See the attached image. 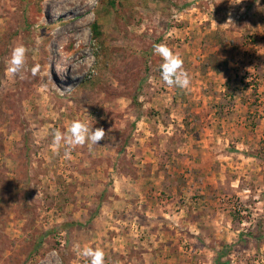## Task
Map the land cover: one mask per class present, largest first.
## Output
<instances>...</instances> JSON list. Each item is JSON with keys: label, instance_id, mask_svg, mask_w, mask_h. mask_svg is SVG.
I'll return each mask as SVG.
<instances>
[{"label": "rangeland", "instance_id": "374dc122", "mask_svg": "<svg viewBox=\"0 0 264 264\" xmlns=\"http://www.w3.org/2000/svg\"><path fill=\"white\" fill-rule=\"evenodd\" d=\"M77 119L107 136L66 159L52 132ZM76 245L264 264V0H0V264H84Z\"/></svg>", "mask_w": 264, "mask_h": 264}, {"label": "clouds", "instance_id": "9594fccd", "mask_svg": "<svg viewBox=\"0 0 264 264\" xmlns=\"http://www.w3.org/2000/svg\"><path fill=\"white\" fill-rule=\"evenodd\" d=\"M231 21V20H229ZM153 54L159 56L162 63L159 65V71L162 81L169 87L187 90L191 85V77L184 68L182 56L173 51L166 43L155 44ZM27 49L23 45L15 46L10 55L7 72L13 77L24 79L25 63ZM38 72V66L31 69L35 76ZM107 136L106 131L100 128H93L89 123L82 120H73L65 131L59 129L52 132V149L59 152L64 149L66 159L71 158V152L77 147L96 146ZM77 255L84 260V264H105V253L101 248H92L84 246L81 248L76 245Z\"/></svg>", "mask_w": 264, "mask_h": 264}]
</instances>
